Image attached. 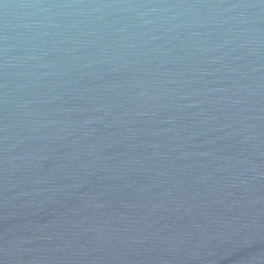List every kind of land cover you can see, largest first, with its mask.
<instances>
[{"label": "water", "instance_id": "obj_1", "mask_svg": "<svg viewBox=\"0 0 264 264\" xmlns=\"http://www.w3.org/2000/svg\"><path fill=\"white\" fill-rule=\"evenodd\" d=\"M0 264H264V0H0Z\"/></svg>", "mask_w": 264, "mask_h": 264}]
</instances>
